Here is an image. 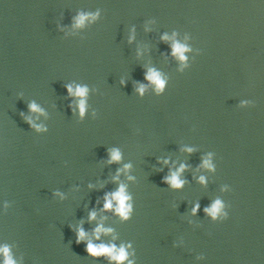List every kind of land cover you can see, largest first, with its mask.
I'll list each match as a JSON object with an SVG mask.
<instances>
[{
  "label": "water",
  "instance_id": "obj_1",
  "mask_svg": "<svg viewBox=\"0 0 264 264\" xmlns=\"http://www.w3.org/2000/svg\"><path fill=\"white\" fill-rule=\"evenodd\" d=\"M121 185L128 218L115 200L105 208ZM9 258L264 264V0H0V264Z\"/></svg>",
  "mask_w": 264,
  "mask_h": 264
},
{
  "label": "clouds",
  "instance_id": "obj_2",
  "mask_svg": "<svg viewBox=\"0 0 264 264\" xmlns=\"http://www.w3.org/2000/svg\"><path fill=\"white\" fill-rule=\"evenodd\" d=\"M87 19V17L84 14H81V16L78 18L77 20V25H83L85 20ZM186 47L184 45H181L180 43H176L174 45V54L177 55L181 60L186 59L184 53L186 51ZM148 79L154 81L160 88H163L164 85V81H162L160 79V76L158 73H156L155 71H152L151 74L148 76ZM68 91L69 93L76 95V96H80V97H85L87 94V88L86 87H80L77 86L75 88V90L72 88L71 85L68 86ZM139 91L141 93H143L144 88L143 86H141V88L139 89ZM80 111H81V115L84 114L85 112V101L82 99L80 101ZM31 109L33 111H42L35 103H33L31 106ZM38 127V126H37ZM189 151H191L189 149ZM111 158L112 161H119L121 159V153L119 150H112L111 153ZM205 165L207 167H212V165L208 162L205 161ZM125 167H130V165H125ZM183 167V166H182ZM168 180V182L174 186V187H180L183 184V181H181L178 178V174L174 173L172 176L167 177L166 178ZM201 179L203 180V177H201ZM129 199V197L126 195L125 193V187L123 185L120 186L119 190L115 193H112L110 197L107 198V203L105 204V208H112L113 204L112 201L115 200L118 202V207L116 208V211L118 213H120L124 218H128L130 211H131V205L130 204H126V201ZM199 207V205H197V208ZM222 209V204L220 201H217L212 208L210 209H206V211H209L211 213V215L215 218L217 216L218 213L221 212ZM196 209H194L193 211H195ZM226 215V214H225ZM91 218L94 219L95 218V212L91 213ZM101 231H111L110 229H103L102 227L97 228L96 232L97 235H99V233ZM85 232L83 229L80 230L79 232V239H83L85 236ZM114 247V246H113ZM113 247H108V246H103L101 245L99 248L96 246H93L91 243H89L88 245V250L90 253L92 254H98V253H111L113 252ZM4 253L7 255L8 253V249L5 248ZM113 259H116L117 261H124L126 259V252L125 250L122 248L119 251L118 255H114L112 257ZM6 264H14V262L9 258L6 260Z\"/></svg>",
  "mask_w": 264,
  "mask_h": 264
}]
</instances>
